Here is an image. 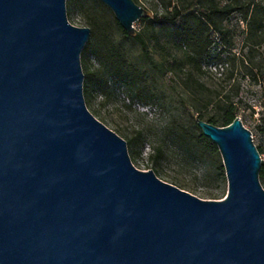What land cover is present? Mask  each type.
<instances>
[{
	"label": "water",
	"instance_id": "1",
	"mask_svg": "<svg viewBox=\"0 0 264 264\" xmlns=\"http://www.w3.org/2000/svg\"><path fill=\"white\" fill-rule=\"evenodd\" d=\"M68 0H0V264H264L263 158L237 117L198 118L228 178L203 199L141 170L85 97L90 27ZM131 36L152 13L100 0Z\"/></svg>",
	"mask_w": 264,
	"mask_h": 264
},
{
	"label": "trees",
	"instance_id": "2",
	"mask_svg": "<svg viewBox=\"0 0 264 264\" xmlns=\"http://www.w3.org/2000/svg\"><path fill=\"white\" fill-rule=\"evenodd\" d=\"M88 1L92 2V10L91 7L87 9L82 0L69 1L72 10L85 14L91 27L90 39L82 53L84 91L88 106L94 102L96 95H110L115 86L125 87L133 102L149 104L159 96L156 85L158 72L165 74L171 71L181 77L180 86L194 101L202 90L208 92L205 106L217 104L221 113L210 116L207 120L204 115L199 118L223 127L237 118L235 111L238 103L242 102L240 99L236 101L241 90L237 75L243 74L244 78L255 82H261L264 76V53L260 50L264 44V0H180L176 4L169 2L166 12L160 18V26L157 27L154 25L155 21H151L149 30L157 47L165 49V44L169 43L182 53V57L169 66L160 64L152 57L146 33L131 36L114 17L116 29L121 33V38L117 39L113 21L102 20L97 14L99 9L106 12L112 10L100 0ZM135 1L138 3V0ZM234 14H241L248 24L245 48L239 55L232 52L234 34L225 24ZM128 43L141 47L144 52L141 63L131 59ZM167 54L172 56L169 51ZM144 61L151 67L147 68ZM204 62L216 68L231 64V70L224 77L223 74L219 78L214 77V88L208 87L199 78L204 72ZM192 106L196 105L193 103ZM171 127L169 133L175 143L193 158L203 160L218 154L217 145L203 134L197 120L192 125L175 120ZM139 136H143V131L139 132ZM130 144L133 154L140 155L139 149L143 143L138 141V137L131 139ZM160 155L161 149L154 147L149 158L155 161ZM218 171L220 176H225L223 165L218 167ZM260 178L264 186V161Z\"/></svg>",
	"mask_w": 264,
	"mask_h": 264
},
{
	"label": "rangeland",
	"instance_id": "3",
	"mask_svg": "<svg viewBox=\"0 0 264 264\" xmlns=\"http://www.w3.org/2000/svg\"><path fill=\"white\" fill-rule=\"evenodd\" d=\"M69 1H67V11L71 23L79 27H90L85 14L72 10ZM169 2L176 4L180 0H138V4L147 8L152 16L135 23L137 33H146L148 49L152 57L167 66L182 57V53L169 43L165 44V49L157 47L149 30L151 21H155L154 25L157 27L160 26V18L166 12V5ZM82 3H85L87 9L89 7L93 9L92 2L82 0ZM97 14L102 20L113 21L114 32L117 39H120L121 33L116 29L114 22L116 16L113 15V11L106 12L99 9ZM225 24L234 34L232 52L239 55L245 48L248 24L242 19L241 14L232 15ZM127 48L133 61H143L144 52L140 46H132L128 43ZM260 50L264 53V44ZM168 51L172 56L167 54ZM144 62L147 68L151 67L147 61ZM203 69L204 72L199 75L200 80L208 87L214 88L216 81L214 77L219 78L221 74L223 77L226 76L231 70V64L216 68L204 62ZM212 72L215 74L213 75ZM237 78L241 82V90L236 101L240 99L242 102L238 103L236 116L240 117L244 126L252 132L254 143L259 151H262L261 156L264 161V76L261 82L244 78L240 73ZM180 83H182L181 77L176 73L170 71L163 74L159 71L156 80L159 96L151 103L133 102L125 87L115 86L108 96L96 95L94 102L88 107L100 121L127 141L131 158L137 168L145 171L154 170L162 180L200 198L224 199L228 194V178L226 170L225 176L218 174V167L224 166L220 151L213 158L195 159L180 148L169 133L173 121L192 125L202 115L207 120L210 116L221 113L220 107L217 104L205 106L208 92L204 90L196 95L194 101ZM193 103L196 106H192ZM140 131H143L142 137L139 136ZM135 137L143 143L138 156L133 154L130 144V140ZM154 147L161 149V155L152 161L149 156Z\"/></svg>",
	"mask_w": 264,
	"mask_h": 264
}]
</instances>
